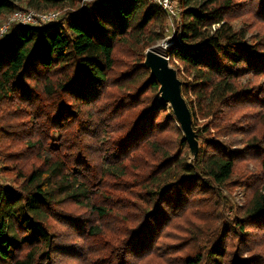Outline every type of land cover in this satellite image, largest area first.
Wrapping results in <instances>:
<instances>
[{"label": "trees", "instance_id": "trees-1", "mask_svg": "<svg viewBox=\"0 0 264 264\" xmlns=\"http://www.w3.org/2000/svg\"><path fill=\"white\" fill-rule=\"evenodd\" d=\"M178 3L181 25L166 53L181 67L175 70L198 142L190 163L183 136L176 152L162 137L178 123L172 111L155 106L159 84L143 63L144 51L167 32L158 8L148 0H0V20L19 9L79 8L52 25L13 24L0 38V118L19 101L31 120L18 133L26 135L25 151L0 154V171L16 178L14 187L0 186V264H168L158 254L165 228L201 201L217 207L220 223L194 224L193 246L180 264H264L252 238L257 231L264 236V41H247V31L230 23L246 5L264 21V0ZM119 47L139 57L135 73L157 93L148 104L133 93L129 64L116 68ZM111 82L126 97L101 104ZM147 153L152 163L137 160L135 179L124 181L130 163ZM117 181L128 185L114 189ZM132 184L140 220L128 221L104 253L101 221L123 226L127 201L112 203L103 194L107 188L130 195ZM235 187L250 197L239 216L225 221L231 207L220 189ZM71 206L85 214L71 213Z\"/></svg>", "mask_w": 264, "mask_h": 264}, {"label": "rangeland", "instance_id": "rangeland-1", "mask_svg": "<svg viewBox=\"0 0 264 264\" xmlns=\"http://www.w3.org/2000/svg\"><path fill=\"white\" fill-rule=\"evenodd\" d=\"M83 4V2H81ZM80 3V4H81ZM76 6V5H75ZM247 7L241 6L240 9H242V12L237 14V16L230 19V23L232 26L236 29H245L247 31V41H253L254 39H263L264 41V21L260 20L257 16H255L254 11L255 9L251 7L250 5H246ZM78 7H81L78 5ZM70 8L66 7L65 9H62V13L64 14L65 11H68ZM62 16V15H61ZM8 15L4 16L0 20V26H2L7 21ZM166 35L164 39H161L157 41L154 45L151 47L157 45L164 47L166 44L171 45V40H174L176 37L177 29H172L168 26L167 20H166ZM6 36V35H4ZM3 36V37H4ZM177 40V39H176ZM150 48V47H149ZM147 48V49H149ZM146 49V50H147ZM144 51V57L145 52ZM116 68L121 69L123 67V63L129 64V70L132 69V71L129 74H132V77H130L128 80L133 84V93L138 92L140 96V101L144 104H148L152 97H154L157 93L153 90L148 88V85L145 83V76L140 78V73L136 72L137 67L139 65V57L133 56L130 58L129 54L125 52V49L119 47L116 52ZM144 62V59H143ZM173 64H170V66L174 69H180L181 67L179 64L173 60ZM117 76L119 70H117ZM179 75V76H178ZM177 78L183 82L182 75L178 74ZM113 78L117 77L115 74L111 75ZM140 78V79H139ZM125 92L123 89H118L116 87L115 82H111L110 87L105 90V94L103 96V99L101 101V104H110L114 103V101H117L120 98H125ZM158 97V95H157ZM156 102V101H155ZM20 104V102H17ZM17 104V105H18ZM15 106V108L9 109L10 114H8L4 118H0V151L1 155L3 156H13V154L25 151V145L24 140L26 138V135L22 134V137L19 136L18 133H20V126L25 127L26 125H29L31 123L30 118L28 117V113H25V109H21L18 106ZM57 105V103H55ZM5 108V107H4ZM23 108V107H22ZM165 111H171L170 107L167 105L165 108ZM34 110V109H32ZM1 115V113H0ZM162 115L160 116V118ZM204 121H200L198 124H202ZM9 127H11L9 129ZM28 132V131H26ZM183 134L180 130V127L177 125L173 127L170 131H167L165 134L162 135L163 139L171 143V151L176 152L177 144L179 143V140L182 138ZM23 138V139H22ZM187 156V162L190 163V161L193 160L192 155L190 154V151L184 152ZM183 154V155H184ZM137 160H146L147 163H152V157L150 155L144 154L139 155L137 159H134L130 163L131 169L128 170L127 174L128 176L124 178L123 180L130 183L132 179H135L136 173L140 170V164L137 162ZM31 164V161H28ZM1 166L4 165L3 162L0 161ZM243 167V165H242ZM253 165L249 164L247 166V171H252ZM241 171V170H240ZM122 181H117L118 185L117 187H114V189H120L122 190L124 186H127L128 184L121 183ZM16 184V178L14 175L10 173H6L3 169V172L0 171V186L3 187H14ZM131 184V183H130ZM133 186L128 190L131 191L130 195H125L122 192L118 191H111L106 188L104 192V197L109 199L112 203H117V200L115 198L122 197L125 199L124 201H127V207H125V210L127 211L125 216L123 215V212H120L119 216L123 218V226L122 224H116L112 219H103L101 221V225L105 226L103 228L104 235L101 239H99L100 244L104 247L106 251L104 253H109L110 249L109 247V241L114 243V239L118 237L124 236V227L128 224V221L131 222H138L139 219H135L134 215H140L137 211L131 207V205H134L135 208H139V197L137 191L138 188H134L135 184H132ZM220 192L225 197V201L228 203V206L231 207V209L226 210V214L224 213V217H222L225 221L227 217H236L239 216V209H242L244 206V203L248 200L250 197V193L248 190H245L243 188H232V189H220ZM110 195L109 197H107ZM112 196V198H111ZM129 201V202H128ZM130 201H133L130 202ZM129 203V204H128ZM119 205H121V202H118ZM69 210L73 214H85V211L81 209H76L74 206L69 207ZM218 219L217 214V207H214L211 202H198L190 206L189 209H187L179 218H175L172 220V222L165 228L162 237L160 238L158 244L160 245V248L158 250V254L164 256V259L167 260L168 264H180L179 257L181 255L187 254L190 252L193 244H191V238L190 234L193 228L195 227L194 224L198 225L200 223V220L204 221H213L216 225L220 223V221H216ZM211 225H208L207 228H209ZM131 227V226H130ZM55 229L57 231H67L65 227L60 225H55ZM210 229V228H209ZM209 229L206 231L208 232ZM165 233V234H164ZM253 240L255 241V244L253 246V251L262 253L264 255V236H262V232L257 231L256 234H253L252 236ZM178 245L182 246L184 248L182 249L181 253H177V251L173 250V246ZM198 245V244H197ZM248 251V249H245ZM62 264H73L72 261H67ZM141 264H150L147 260H144L141 262Z\"/></svg>", "mask_w": 264, "mask_h": 264}, {"label": "water", "instance_id": "water-1", "mask_svg": "<svg viewBox=\"0 0 264 264\" xmlns=\"http://www.w3.org/2000/svg\"><path fill=\"white\" fill-rule=\"evenodd\" d=\"M144 66L149 70V80L159 84L158 97L155 106L163 109L170 107L183 134V140L188 144L190 154L195 161L198 154V142L192 127V117L185 99L181 93V81L177 72L166 59L164 48L160 52L157 45L150 47L145 52Z\"/></svg>", "mask_w": 264, "mask_h": 264}, {"label": "built area", "instance_id": "built-area-1", "mask_svg": "<svg viewBox=\"0 0 264 264\" xmlns=\"http://www.w3.org/2000/svg\"><path fill=\"white\" fill-rule=\"evenodd\" d=\"M150 4L158 8L166 17L167 24L172 29H178L181 25V9L178 0H148ZM72 12H78V9H69ZM63 16L60 10L35 11L33 9L15 10L8 15L7 21L0 26V38L7 34L11 25H21L29 27H42L57 23ZM172 41V40H171ZM172 45V42H171ZM171 45H165L164 52L166 59L169 60L166 50Z\"/></svg>", "mask_w": 264, "mask_h": 264}, {"label": "bare ground", "instance_id": "bare-ground-1", "mask_svg": "<svg viewBox=\"0 0 264 264\" xmlns=\"http://www.w3.org/2000/svg\"><path fill=\"white\" fill-rule=\"evenodd\" d=\"M157 49L162 52L163 51V47L162 46H157Z\"/></svg>", "mask_w": 264, "mask_h": 264}]
</instances>
